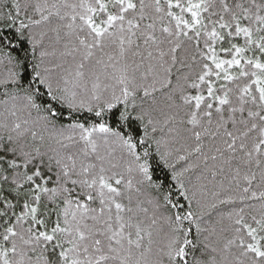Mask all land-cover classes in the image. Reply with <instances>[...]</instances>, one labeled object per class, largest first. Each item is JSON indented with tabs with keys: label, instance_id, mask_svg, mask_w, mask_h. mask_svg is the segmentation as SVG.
I'll return each instance as SVG.
<instances>
[{
	"label": "snow or ice",
	"instance_id": "obj_1",
	"mask_svg": "<svg viewBox=\"0 0 264 264\" xmlns=\"http://www.w3.org/2000/svg\"><path fill=\"white\" fill-rule=\"evenodd\" d=\"M0 264H264V0H0Z\"/></svg>",
	"mask_w": 264,
	"mask_h": 264
}]
</instances>
